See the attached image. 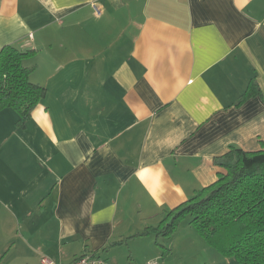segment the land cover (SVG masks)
<instances>
[{"label": "crops", "instance_id": "obj_1", "mask_svg": "<svg viewBox=\"0 0 264 264\" xmlns=\"http://www.w3.org/2000/svg\"><path fill=\"white\" fill-rule=\"evenodd\" d=\"M8 45L47 94L0 112V264H222L144 232L264 148V0H0Z\"/></svg>", "mask_w": 264, "mask_h": 264}, {"label": "trees", "instance_id": "obj_2", "mask_svg": "<svg viewBox=\"0 0 264 264\" xmlns=\"http://www.w3.org/2000/svg\"><path fill=\"white\" fill-rule=\"evenodd\" d=\"M35 54L13 45L0 50V112L17 111L20 124L47 94L44 87L31 82L33 69L24 65ZM255 91L259 93L251 90L241 100ZM219 165L225 173L215 183L169 211L158 228L144 234L171 238L190 217V225L224 257L238 264H264V148L245 151L232 146Z\"/></svg>", "mask_w": 264, "mask_h": 264}, {"label": "rangeland", "instance_id": "obj_3", "mask_svg": "<svg viewBox=\"0 0 264 264\" xmlns=\"http://www.w3.org/2000/svg\"><path fill=\"white\" fill-rule=\"evenodd\" d=\"M184 222H182V224H184L187 227V230H191L194 234H196V236H198L196 230L194 229V227H192L191 225H189V221H190V217H186L184 220ZM200 236V235H199ZM198 238H201L199 237ZM162 239V243H164L166 240V237H161ZM167 242V241H166ZM204 242V241H202ZM205 246L209 247V245L206 243V241L204 242ZM167 247V246H166ZM167 249V248H166ZM197 250V249H196ZM217 252V251H215ZM222 257V264H238L237 260H235L234 258L231 259H225L226 257H224L223 255H221ZM195 262V264H218L217 262H212L211 257H209V255L204 254L201 250L198 256L194 255L193 260ZM217 261V260H216Z\"/></svg>", "mask_w": 264, "mask_h": 264}, {"label": "built area", "instance_id": "obj_4", "mask_svg": "<svg viewBox=\"0 0 264 264\" xmlns=\"http://www.w3.org/2000/svg\"><path fill=\"white\" fill-rule=\"evenodd\" d=\"M42 264H58V263L49 257H43ZM72 264H109V262L93 254V255L81 256L77 258ZM148 264H155V263L149 262Z\"/></svg>", "mask_w": 264, "mask_h": 264}]
</instances>
